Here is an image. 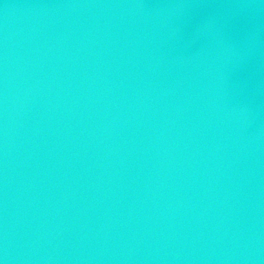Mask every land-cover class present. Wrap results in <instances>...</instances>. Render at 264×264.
I'll return each mask as SVG.
<instances>
[{
  "label": "water",
  "instance_id": "water-1",
  "mask_svg": "<svg viewBox=\"0 0 264 264\" xmlns=\"http://www.w3.org/2000/svg\"><path fill=\"white\" fill-rule=\"evenodd\" d=\"M4 264H264V0H0Z\"/></svg>",
  "mask_w": 264,
  "mask_h": 264
},
{
  "label": "clouds",
  "instance_id": "clouds-1",
  "mask_svg": "<svg viewBox=\"0 0 264 264\" xmlns=\"http://www.w3.org/2000/svg\"><path fill=\"white\" fill-rule=\"evenodd\" d=\"M0 264H4V261L3 260H0Z\"/></svg>",
  "mask_w": 264,
  "mask_h": 264
}]
</instances>
